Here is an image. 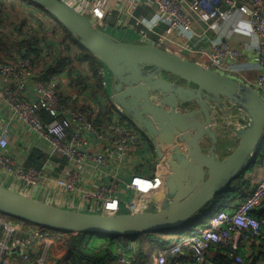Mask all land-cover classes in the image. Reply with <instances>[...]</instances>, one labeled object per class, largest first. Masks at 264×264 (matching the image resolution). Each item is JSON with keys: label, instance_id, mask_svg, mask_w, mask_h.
Masks as SVG:
<instances>
[{"label": "built area", "instance_id": "2783aa9c", "mask_svg": "<svg viewBox=\"0 0 264 264\" xmlns=\"http://www.w3.org/2000/svg\"><path fill=\"white\" fill-rule=\"evenodd\" d=\"M64 1L86 17L94 18V26L106 32L107 9L100 0L91 3L87 0ZM128 1L130 8L152 6L156 10L157 19L151 26L139 19H135L132 26L123 18L115 20L114 25L119 29L129 27L137 32L139 44L155 46L184 59L189 55L197 56L198 64L250 85L264 101V0ZM127 15L133 18L130 10ZM240 18L248 21L244 34L249 38L241 43V47L232 41L231 34L225 38L217 37L208 49L195 50L188 46V41L194 37L206 35L210 30L217 32ZM162 27L164 31L159 32ZM249 51L254 54L260 70L254 81H246L243 77L247 68L245 65L250 63L244 54ZM46 57L47 54L43 53L39 58L33 55L0 59V173L5 175V178H0V185L33 199L34 189L51 185L75 198L83 176L90 170L97 180L96 188L84 195L89 205L78 203L77 208L89 210L92 214L152 209L157 204V194L164 196L166 190L167 180L158 184L164 167L160 160L155 167L154 178L146 180L150 188L141 187L142 176L131 183V192L139 191V194L126 205L119 197L122 195L123 179L107 170L114 159L118 160V169H124L122 165L129 159L144 160L146 163L151 148L145 140V132L136 124L134 126L124 111L113 103L110 92L108 96L111 100L107 101V105L102 103L111 112L106 117L98 118V111L79 101L77 103L78 99L64 102L62 92L53 79L54 71L39 68ZM99 64L100 77L104 81L99 95L103 98L107 91H111L107 81L110 73ZM15 131L27 132L30 150L40 151L46 156L41 168L28 167L25 161L20 163L8 153ZM97 146H101L102 150L95 151ZM56 156L68 160L66 177H52L47 173V169L57 165L54 161ZM13 186L20 191L14 190ZM45 197V202L52 205V196ZM151 199L153 204L156 203L154 206ZM19 221L0 213V264H55L50 256L54 250L64 251L67 233L35 225L25 230ZM263 227L264 160L259 180L241 203L236 206L224 203L207 225L196 227L176 237L173 242L162 245L152 254L149 264H210V252L226 257L228 264H248L237 251L242 243L259 237ZM117 264L139 263L131 255H122Z\"/></svg>", "mask_w": 264, "mask_h": 264}, {"label": "water", "instance_id": "95a60500", "mask_svg": "<svg viewBox=\"0 0 264 264\" xmlns=\"http://www.w3.org/2000/svg\"><path fill=\"white\" fill-rule=\"evenodd\" d=\"M28 1L51 13L108 70L113 103L145 132L168 178L152 209L111 214L60 208L0 185L1 214L99 237L174 230L231 190L256 160L264 140V101L250 85L155 46L121 42L64 0ZM221 137L238 141L225 159Z\"/></svg>", "mask_w": 264, "mask_h": 264}, {"label": "crops", "instance_id": "0c3cea01", "mask_svg": "<svg viewBox=\"0 0 264 264\" xmlns=\"http://www.w3.org/2000/svg\"><path fill=\"white\" fill-rule=\"evenodd\" d=\"M88 3L93 2L94 0H87ZM101 4L104 8L107 9V19L106 24L108 25L105 31L111 36L115 37L121 42L125 43H134L139 44V36L138 33L129 27H124L123 29H119L116 25H114L117 17L123 18V21L129 22L132 26L135 19L141 20L146 25H153L157 19L156 10L152 6H135L130 8L128 0H100ZM9 4L12 3L11 7H6L3 10V14L0 17V29H4L8 31L15 41V43L20 47L28 46L25 41H27L30 37H33L32 43L35 45H39V48L42 50V54L46 53L47 57L43 60L42 65L39 68L44 69L46 71H51L54 73L53 79L56 81L59 89L62 92V96L65 100H77L80 104L89 105V107L95 109L96 111H100V104L104 103L107 105V101L111 100L108 96L110 91H107V95L105 94L103 98L99 95L102 92L101 87L99 86V78H96L94 73L91 71V58L90 54H84L79 44L75 41L74 38L68 37V34L59 27V23L56 20L48 21L43 17V13L41 10L34 7L32 3H22L18 0H8ZM132 12L133 18L127 15L128 11ZM248 28V21L246 18H240L236 22L232 23L227 27H223L220 30L213 31L210 30L206 33V35H201L198 37H194L191 41H188V46L191 49H208V46L211 44L213 40L217 37H227L231 34L234 40L239 47H241V43L248 40L247 36L244 34V29ZM232 30V31H231ZM21 31L24 32L25 35L28 33L33 34V36H26L21 34ZM159 32H163L164 28H160ZM151 36H154L151 34ZM31 44V43H30ZM29 44V45H30ZM41 54V55H42ZM81 56V58H77ZM84 56V57H83ZM245 57H248L249 64L245 65L247 68L243 71V77L246 81H254L260 70L256 65L255 56L252 52H247L244 54ZM187 59L193 62H198L197 56H187ZM61 67V68H59ZM111 75L108 77L107 81L108 85L111 87L112 83ZM91 86V89H90ZM94 89H93V88ZM89 92L87 93V91ZM87 93V94H84ZM102 99V102L99 100ZM1 118V116H0ZM132 125V124H131ZM135 126V123L133 122ZM223 140L221 142V151L223 153L227 152L231 148V145L236 141L232 139L229 144L228 141L231 138L226 139L225 137H221ZM11 146L8 151L18 162L22 163L25 161V165H27V160L30 155L33 153L29 148L30 137L27 132L22 133L21 131H15L14 137L11 138L10 142ZM108 146V145H107ZM95 151L102 150L101 146H97ZM221 152V153H222ZM138 157L139 154L135 153ZM131 156V155H130ZM58 157L59 161H55L57 164L55 167H51L47 169V173L52 177H66L68 173V160L64 157ZM139 158H141L139 156ZM62 159H65L63 163ZM147 162L144 163V160L134 161L129 159L125 162L124 169H118L117 163L118 160L114 159L112 161V165L107 168V170L114 175H117L121 179H123V186L120 190L122 194L120 197V201L123 200V204L126 205L131 198L136 197L139 194V191L131 192V183L136 180L138 177H141V187L146 189L149 187V183L146 182L147 179H152L155 176V167L158 164V156L155 150L150 149V155L146 158ZM264 156L260 157V155L256 158V160L250 164L245 171L242 173L241 185L234 186L228 195V199L225 201L228 203H232L233 206L241 203L248 195V193L253 189L256 185L257 181L261 175V169L263 165ZM59 164V165H58ZM127 166V167H126ZM0 178H5V175L0 173ZM96 178L93 172L90 170L86 171V174L83 176V180L79 184L80 189L76 193V197L73 198L72 195H68L62 189H59L55 186L48 185L47 188H43L42 186L34 189L32 195L35 199L45 202L47 198L45 195L52 196V205L70 209L78 212H87L89 210L86 209L82 211V209L77 208L78 203H84L85 205H89V202L86 201L84 195L88 192H92L96 188ZM237 181V182H238ZM12 186V184H11ZM137 186V185H136ZM240 186V194L235 196L232 194L235 189ZM150 188V187H149ZM13 189L16 191H20L15 186ZM162 195L159 193L156 196L155 202L158 203L160 201ZM72 197V198H71ZM228 201V202H227ZM50 203V202H49ZM153 200L151 199V205L154 206ZM156 206V205H155ZM154 206V207H155ZM125 209L124 207H122ZM23 229H29L32 224L19 221ZM175 230V229H174ZM174 230H167L164 232H159L161 234H168L165 242L171 243L175 240L176 237L172 238ZM2 232V231H1ZM0 232V233H1ZM141 236V235H140ZM170 237V238H168ZM131 245L140 241V238H132ZM167 244V243H166ZM64 251L54 250L50 256V260L55 264H63L67 259L68 249L66 245L63 247ZM240 252L243 257L246 259L248 264H264V227L261 229L259 237H257L254 241H247L242 243L240 247ZM135 254L138 259H140L142 264H149L152 259V254L154 253L150 246L147 244L144 247L142 257L139 255V252ZM209 261L210 264H228L226 258H222L217 255L215 252L209 253ZM140 262V263H141Z\"/></svg>", "mask_w": 264, "mask_h": 264}, {"label": "trees", "instance_id": "16d2710c", "mask_svg": "<svg viewBox=\"0 0 264 264\" xmlns=\"http://www.w3.org/2000/svg\"><path fill=\"white\" fill-rule=\"evenodd\" d=\"M22 3H29L28 0H18ZM12 3L9 4L8 0H0V17L2 16V12L6 7H11ZM37 9L41 10L43 13V17L47 19L48 21L56 20L51 13L47 12L43 8L33 5ZM57 21V20H56ZM59 23V22H58ZM59 27L64 30L68 37H72L65 27L59 23ZM21 34L26 36H33V34L28 33L27 35L24 34V32L21 31ZM33 37H30L27 41L28 46L26 47H20L18 46L13 38L11 37L10 33L4 29H0V59L8 60V59H16L19 56L23 57H30L35 56L39 58L42 54L41 48H39V45H35L32 43ZM75 41L78 43V41L75 39ZM31 43V44H30ZM30 44V45H29ZM79 44V43H78ZM82 51L84 54H90L85 48H83L80 44ZM90 64H91V71L94 73L96 78H99V86L101 89L103 88V83L101 77H100V67L101 65L98 62V59L94 57L92 54ZM84 57V56H83ZM77 58H81V56H78ZM61 68V67H59ZM64 102H67L64 98H62ZM107 115H111L110 109L106 107L103 104H100V111L97 114L98 118L106 117ZM46 121H49L48 117L44 116ZM99 122L97 121V124ZM145 140L149 147L152 150H155L153 144L149 141L147 137H145ZM258 156H264V141L261 145V147L258 150ZM46 156L40 152V151H33V153L30 155L29 159L27 160V166L33 167V168H41L46 161ZM54 161H59L58 157H54ZM63 163L65 162V159H62ZM242 176L239 177V180H241ZM236 180V182L233 184L232 187L236 185H241L242 182ZM227 192V191H226ZM221 193L219 194L215 200L211 203L212 205L207 207L202 214L198 215L196 218L192 220L191 223L185 224L182 227H179L172 231L173 233L169 234L172 235V238L174 237H180L183 234L189 233L191 230H193L195 227L205 226L209 223L210 219L213 217V215L217 212V210L226 203L225 201L228 199V193ZM232 194L235 196H238L240 194V186L235 189V191H232ZM67 239H66V247L68 249V255L67 259L63 264H117L118 259L122 255H131L133 256L137 263L142 264L143 262L140 261V259L137 258L135 254L136 252H139V255L142 257V253L144 250V247L148 244L150 248L153 250V252L157 251L162 245H165L168 242H165L168 234H161L159 232L156 233H144L140 235H134V236H119V237H113V236H97L93 234H76V233H67ZM132 238H140V241L135 244L134 246L131 245V239ZM170 238V237H168ZM237 254L243 256L240 252V249L237 251ZM217 255L226 258L222 255H220L217 252ZM228 260V259H227ZM141 262V263H140ZM229 263V261H228Z\"/></svg>", "mask_w": 264, "mask_h": 264}, {"label": "rangeland", "instance_id": "374dc122", "mask_svg": "<svg viewBox=\"0 0 264 264\" xmlns=\"http://www.w3.org/2000/svg\"><path fill=\"white\" fill-rule=\"evenodd\" d=\"M107 26L108 25H106V27H105V29L107 28ZM111 83H112V81H111ZM231 142V139L228 141V143L227 144H229ZM238 145V141L236 140L232 145H231V148L229 149V150H227V152H225V153H221V155H220V158L221 159H225L234 149H235V147ZM159 163H160V161H159ZM228 202V201H227ZM151 259H152V257H151Z\"/></svg>", "mask_w": 264, "mask_h": 264}, {"label": "bare ground", "instance_id": "6f19581e", "mask_svg": "<svg viewBox=\"0 0 264 264\" xmlns=\"http://www.w3.org/2000/svg\"><path fill=\"white\" fill-rule=\"evenodd\" d=\"M159 175H160V177H159V180H158V184H161L164 180L166 181L167 178H168V174H167L166 169L164 167L161 169Z\"/></svg>", "mask_w": 264, "mask_h": 264}, {"label": "flooded vegetation", "instance_id": "af4514ba", "mask_svg": "<svg viewBox=\"0 0 264 264\" xmlns=\"http://www.w3.org/2000/svg\"><path fill=\"white\" fill-rule=\"evenodd\" d=\"M163 77L166 78V79H168L169 81L172 79L171 76H168V75H165V74H163ZM221 152H222V151H221ZM220 155H221V154H220Z\"/></svg>", "mask_w": 264, "mask_h": 264}, {"label": "clouds", "instance_id": "9594fccd", "mask_svg": "<svg viewBox=\"0 0 264 264\" xmlns=\"http://www.w3.org/2000/svg\"><path fill=\"white\" fill-rule=\"evenodd\" d=\"M264 141V140H263ZM258 157V156H257ZM260 157H262V156H260ZM196 228V227H195Z\"/></svg>", "mask_w": 264, "mask_h": 264}]
</instances>
